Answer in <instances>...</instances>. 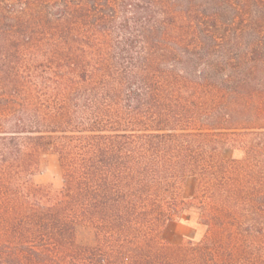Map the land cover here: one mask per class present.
Returning a JSON list of instances; mask_svg holds the SVG:
<instances>
[{
  "label": "trees",
  "instance_id": "1",
  "mask_svg": "<svg viewBox=\"0 0 264 264\" xmlns=\"http://www.w3.org/2000/svg\"><path fill=\"white\" fill-rule=\"evenodd\" d=\"M0 264H264V0H0Z\"/></svg>",
  "mask_w": 264,
  "mask_h": 264
},
{
  "label": "rangeland",
  "instance_id": "2",
  "mask_svg": "<svg viewBox=\"0 0 264 264\" xmlns=\"http://www.w3.org/2000/svg\"><path fill=\"white\" fill-rule=\"evenodd\" d=\"M32 180L34 183L46 187L50 193H58L63 181L60 161L55 151L49 150L41 156L40 168L33 175ZM175 189L181 197L191 196L196 192L197 180L193 175H187L178 180ZM201 235L202 230L194 224L177 219L166 221L158 229L159 239L172 245L181 244L189 239H199ZM76 239L82 245L95 244L93 228L89 225H78Z\"/></svg>",
  "mask_w": 264,
  "mask_h": 264
}]
</instances>
